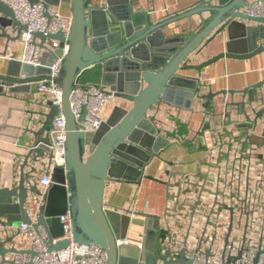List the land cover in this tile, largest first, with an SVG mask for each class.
<instances>
[{"label": "water", "instance_id": "95a60500", "mask_svg": "<svg viewBox=\"0 0 264 264\" xmlns=\"http://www.w3.org/2000/svg\"><path fill=\"white\" fill-rule=\"evenodd\" d=\"M28 2L33 5L39 0ZM60 2L71 8L69 33L33 36L44 51H48L46 39L58 43V49L50 53L52 62L62 57V49L68 45L58 75L51 78L52 63L41 60L39 67L10 62L5 75H0L1 90L6 88L11 94L29 93L31 85L42 81H52L61 92L60 107L49 106L43 124L24 131L28 145L26 155L21 157L20 178L10 189H0V225L42 226L49 238L48 251L52 252L69 245L65 240L53 244V240L62 237L58 218L68 214L73 243L101 248L106 254L105 264H192L183 250L161 252L157 247L160 220L156 216L142 215L148 225L140 249L116 246L117 241L127 237L131 213L107 208L103 201L105 188L109 182L137 183L151 157L169 144L156 128V116L151 115V110L159 103L183 105L184 109L191 106L199 93L198 81L185 72L200 75L203 68L219 60L243 61L264 55V17L250 18L242 13L252 0L204 4L158 23L150 22L140 12L132 13L128 2L115 8L106 0V8H91L87 0H42L45 7H57ZM193 16L200 17L196 32L163 37L169 26ZM9 29L18 35L26 31L15 19L13 10L0 1V39L7 45L14 40ZM224 33L227 42L223 52L199 65L191 63ZM15 68H19L18 74L13 72ZM86 72L96 75L104 92L114 94L123 105L115 106L111 117L91 137L79 128L85 122L86 107L80 108L78 119L71 111V93L82 83ZM253 88L259 90L263 100L264 81ZM247 92L244 89L238 93L245 97ZM227 93L237 94L221 92ZM201 98L211 99L212 95ZM60 113L66 131L65 160L62 168L52 171L51 186L42 194L32 182L36 169L29 162L36 164L44 155L52 156L49 132ZM30 216L35 217L36 223H32ZM16 238L17 235H11L0 240V264H13L6 258L17 252Z\"/></svg>", "mask_w": 264, "mask_h": 264}, {"label": "built area", "instance_id": "2783aa9c", "mask_svg": "<svg viewBox=\"0 0 264 264\" xmlns=\"http://www.w3.org/2000/svg\"><path fill=\"white\" fill-rule=\"evenodd\" d=\"M13 10L15 19L26 31L21 34L23 54L19 60L34 67L41 66L42 53H52L58 43L46 39L48 51L38 46L34 34L56 35L69 33V20H64L42 0L31 5L28 0H0ZM250 18L264 17V1L252 0L242 9ZM47 42V43H46ZM63 55L69 51L64 45ZM62 57L52 62L50 77L55 78L63 62ZM37 93L44 96L51 107H60L61 92L52 81L37 85ZM71 111L75 118L80 108L86 107L85 122L79 125L85 136L91 137L103 123L105 108L114 94L105 93L100 85L84 82L71 93ZM51 157L41 162V173L35 185L42 194L51 186V174L62 168L65 160L66 131L62 113L55 116L49 132ZM234 143L233 137L226 145L219 138L212 150L206 153L204 171L198 175L186 174L181 180L167 182L165 214L160 220L157 247L165 250H183L192 264H264V161L252 154L253 145ZM257 159V160H256ZM34 178V177H33ZM34 182V179H33ZM134 215L130 214L133 219ZM32 223L35 217L30 216ZM58 220L62 225V237L53 244L68 241L63 250L48 251L49 238L42 226L10 224L0 225V240L11 235L25 236L31 243L29 250L17 249L6 259L13 264H105L106 254L94 245L73 243L72 222L69 215ZM170 235V238H169ZM143 237L132 242L117 241L116 246L141 248ZM31 251L32 254L25 252Z\"/></svg>", "mask_w": 264, "mask_h": 264}, {"label": "crops", "instance_id": "0c3cea01", "mask_svg": "<svg viewBox=\"0 0 264 264\" xmlns=\"http://www.w3.org/2000/svg\"><path fill=\"white\" fill-rule=\"evenodd\" d=\"M109 1L115 8L128 2L132 13L140 12L150 22L158 23L204 4L217 5V2L223 0ZM87 4L91 8L107 7L106 0H87ZM50 8L64 20H70L71 8L68 3L60 2L57 7ZM199 20L200 17L197 16L182 19L165 29L163 37H183L196 32ZM8 33L14 40L7 45L0 39V75H5L10 62H20L23 54L21 34L18 35L11 29ZM226 42L224 33L218 40L206 46L191 63L199 65L216 57L225 50ZM52 59L51 54L42 53L40 60L52 63ZM13 72L18 74L19 68H15ZM184 74L198 81L199 93L191 106L184 109L183 105L176 107L159 103L151 110V115L156 116V128L163 138L169 140V144L151 157L137 183L109 182L105 188L103 201L107 208L124 209L134 215L126 234V239L132 242L144 237L148 222L142 217L143 214L156 216L159 220L163 218L167 204L168 180L178 182L186 174L198 175L204 171L206 153L214 148V143L219 138L224 144L220 149L222 154L233 137L234 143L238 145H253L254 157L264 161V96L262 100L259 90L253 88L264 81V55L243 61L219 60L203 68L200 75L195 72ZM82 77V82L86 84L99 85L96 75L90 76L86 72ZM37 85H31L30 92L25 94H11L8 89L0 88V189H10L20 178L21 157L26 155L28 145L24 131L27 127L42 125L45 121L44 115L48 112L49 102L37 93ZM244 89L248 90L245 97L238 93ZM223 91L237 94H221ZM209 93L212 95L211 99L201 98ZM117 105L123 107L114 98L105 108L103 122L111 117ZM234 143L232 142L233 145ZM45 157L44 155L36 164L29 162L36 169L34 183L41 173V162ZM27 171L28 169L25 172ZM15 243L16 249L31 248V243L25 236L17 237ZM6 248L9 249L10 246L7 245Z\"/></svg>", "mask_w": 264, "mask_h": 264}]
</instances>
